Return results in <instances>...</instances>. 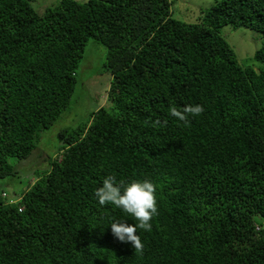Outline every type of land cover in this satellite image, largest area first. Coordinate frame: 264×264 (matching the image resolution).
I'll use <instances>...</instances> for the list:
<instances>
[{"label":"trees","instance_id":"1","mask_svg":"<svg viewBox=\"0 0 264 264\" xmlns=\"http://www.w3.org/2000/svg\"><path fill=\"white\" fill-rule=\"evenodd\" d=\"M173 1L59 0L39 13L0 0V182L20 189L0 185V264H264V0L215 1L195 23L174 18ZM225 26L259 34L250 64ZM90 39L106 49L108 104L61 131L49 159L42 135L70 105ZM186 105L204 111L188 124L169 114ZM157 119L167 124L146 123ZM36 150L43 165L25 176ZM109 176L121 191L156 185L142 254L110 226L136 221L95 196Z\"/></svg>","mask_w":264,"mask_h":264},{"label":"rangeland","instance_id":"2","mask_svg":"<svg viewBox=\"0 0 264 264\" xmlns=\"http://www.w3.org/2000/svg\"><path fill=\"white\" fill-rule=\"evenodd\" d=\"M59 0H31V5L36 12H42L48 6L58 3ZM215 1L221 0H175L173 1L171 10L173 17L187 23L198 22L202 16V10H207L215 4ZM223 37L229 45L234 49L240 63H251L250 58L260 47L261 41L259 34L246 29L238 28L236 30L229 26H225L221 31ZM106 49L90 39L86 46L83 60L77 70V82L70 100V105L65 112L61 114L54 125L45 131L40 142V149L44 150L49 159L58 149L57 136L65 129H76L89 122L91 114L95 113L101 107H105L107 103L106 92L109 87L108 73L103 68L105 62ZM249 59V60H248ZM39 146L37 145V148ZM35 154L25 161L23 166L24 175L27 176L31 167H42L43 160ZM26 179L21 178L20 183L25 186ZM4 192L9 198L19 193V188L15 186H7L0 182ZM264 230V219H259Z\"/></svg>","mask_w":264,"mask_h":264},{"label":"clouds","instance_id":"3","mask_svg":"<svg viewBox=\"0 0 264 264\" xmlns=\"http://www.w3.org/2000/svg\"><path fill=\"white\" fill-rule=\"evenodd\" d=\"M203 111L202 105H186L182 110L173 106L170 107L169 114L188 124L189 116H198ZM146 123L151 127H162L167 124V121L165 120L162 124L157 119L150 123L146 121ZM95 196L100 205H114L136 221L134 224L116 221L110 226L114 237L120 242H130L134 246L135 252L142 254L144 244L137 234V230L150 232L152 229L151 221L158 215L156 185L148 180H133L121 191V186H117L114 178L109 176L103 180L102 186L96 189Z\"/></svg>","mask_w":264,"mask_h":264}]
</instances>
